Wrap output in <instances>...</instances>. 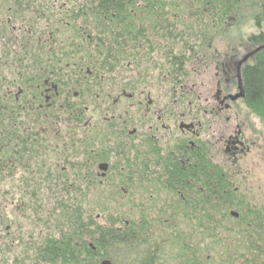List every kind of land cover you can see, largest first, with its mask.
<instances>
[{"label":"flooded vegetation","instance_id":"obj_1","mask_svg":"<svg viewBox=\"0 0 264 264\" xmlns=\"http://www.w3.org/2000/svg\"><path fill=\"white\" fill-rule=\"evenodd\" d=\"M44 1L0 5V264H116L109 236L132 227L139 262L157 264L148 252L204 191L199 176L218 170L237 189L248 157L264 161L240 95L254 56L216 45L235 19L213 0H188L193 25L170 0ZM80 199H132L139 217L100 225Z\"/></svg>","mask_w":264,"mask_h":264},{"label":"rangeland","instance_id":"obj_2","mask_svg":"<svg viewBox=\"0 0 264 264\" xmlns=\"http://www.w3.org/2000/svg\"><path fill=\"white\" fill-rule=\"evenodd\" d=\"M41 2L44 3L45 1L41 0ZM51 2L57 5H64L66 3L70 4L72 2H77V0H51ZM256 2L258 3V5L255 7L251 6L250 3L244 4L242 6V12L239 14L237 13V15L235 13H231V15L228 17L234 18L235 20H231V22H233V25H231L230 33L225 34L224 32L219 37V40L216 41V45L220 46L223 50H225L227 42H234V45H236V47L238 48V52H240L241 54L240 59L249 55L248 51L244 50V47L247 46L248 48H250L249 44L252 41L253 43L255 42L254 47H252L251 49L253 50V52L255 49L261 47L257 45L258 42L254 39L259 38L261 34H264V1L263 3L259 1ZM1 3H5V0H1L0 5ZM10 4H12V2L9 3V5ZM179 4L184 5V3ZM172 6H174L172 9L175 10L177 4H172ZM186 14L187 12L183 17L185 25H193V20H196L199 16V13L196 12L189 14V16L188 14ZM1 17L4 20L7 19L6 16L2 14V12L0 13V20ZM26 18L29 20L30 16L26 15ZM189 18L190 21L188 20ZM8 35L9 29L5 28L4 30L2 28V30L0 31V56H2L3 51L1 50L3 49V46L7 42L9 43V40L7 39ZM8 45H10V43ZM9 50H11L10 52L12 54L14 53V51H16L15 48L13 49L12 47H10ZM12 54L10 55V58L8 57L6 58V60H10ZM252 125H254L257 134H259L263 146L262 148H264V124L259 117L253 116ZM255 159L258 160V158ZM246 163V170H243L244 173L239 174V177L235 182L237 184L236 187L239 189L237 190L236 194H238L242 202L244 199L247 200L249 204L252 205V207H255V210L259 212V215L264 216V161L259 162V160H254L253 156H249ZM97 193L100 194L101 192L97 191ZM131 202L132 199H130L129 201H125L124 206L119 204L118 207L116 206L118 203L117 201H109L104 207V203L100 201L87 204L82 200L80 203H76V207L80 206L81 209H84L87 204L93 210L92 212L94 219L98 215H100V218L96 221V223L104 225L106 219H109L111 218V216H116L120 213L127 219H131L134 216L135 218H138L139 213L135 212V210L130 207L132 206ZM103 209L105 210V213ZM232 211L238 213L239 216L237 208L234 207L229 209L228 215ZM147 215L153 219L156 217L157 212L155 210H148ZM202 215V212H200L199 210L196 211V213L192 212L191 217L188 215H183L182 213L175 212V214L170 218L168 222L169 224L166 227L167 230H169V233L164 237V242L160 244V247L158 249L159 253L157 254L158 256L155 263L183 264V259L181 257L182 253L176 245L177 243L175 241L176 236L178 237V235L179 237L188 241L189 247L194 248L193 250L197 252V258L199 257L200 261H203V264H228V259L231 257L238 259V257H247L252 254L250 248L245 245V238H243L245 231L247 228H249V226L240 216L237 219L232 216L231 218L234 219L235 222L233 221V223L225 225L227 229H221L218 232L216 240H211L209 238L206 239L205 233H203L204 231L202 229H199L198 227L200 224L198 219L202 220ZM157 224L159 223L155 221V223H153L151 226ZM100 250L101 252H105L106 249L102 247Z\"/></svg>","mask_w":264,"mask_h":264},{"label":"trees","instance_id":"obj_3","mask_svg":"<svg viewBox=\"0 0 264 264\" xmlns=\"http://www.w3.org/2000/svg\"><path fill=\"white\" fill-rule=\"evenodd\" d=\"M91 8H97L96 4L100 0H88ZM112 1V0H104ZM121 1V0H119ZM187 0H170V4L184 3L179 5L176 9L171 11L175 13L180 11L181 13L195 11L194 8L188 5ZM192 1V0H189ZM197 1V0H194ZM208 1V0H207ZM259 1L263 3L264 0H213L210 6H215L218 10L216 14L219 20H227V17L231 13H241L242 6L244 4H251V6H257ZM199 7L202 5L199 4ZM204 6V5H203ZM262 9V7H261ZM211 12V10L209 11ZM186 14V15H187ZM255 41L261 43L260 46H264V34H261L259 38H255ZM243 90L245 93V105L248 106L250 111L259 117L264 124V49H261L254 55V59L243 70L242 76ZM228 174H223L217 170L216 174L208 173L202 174L197 179L201 181L200 185L203 186L204 191L202 193L196 192V194L190 197V200L186 203L185 209H182L183 215L191 217L192 212H202V220L198 221L199 229H202L205 233L206 239H214L218 235L221 229L226 230L225 225L233 223L230 213L228 211L231 208H237L239 216L248 224L249 228L246 229L244 237L245 245L250 248L251 255L237 258H229L228 264H264V216L259 215V212L252 207L247 200L241 201L237 193V189H233L227 184ZM213 186H216L214 188ZM190 196V195H189ZM201 206V207H200ZM235 222V221H234ZM177 234V233H176ZM126 235V236H125ZM139 233L132 227L125 230L123 233L112 232L109 236L110 243L113 244L112 251L114 260L116 258H122L116 260V264H146L152 263L149 259L141 261L138 256L142 255L143 250L137 239ZM176 245L182 253L183 264H203L200 258H197V252L194 248L189 247L188 241L176 236ZM159 245H154L153 250L149 251V247L144 251L145 254L158 252ZM156 248V249H155ZM145 249V248H144ZM155 249V250H154ZM249 250V249H248ZM149 251V252H148ZM148 252V253H147ZM116 254V256H115ZM134 259H132V258ZM207 263V262H206ZM208 264V263H207Z\"/></svg>","mask_w":264,"mask_h":264},{"label":"water","instance_id":"obj_4","mask_svg":"<svg viewBox=\"0 0 264 264\" xmlns=\"http://www.w3.org/2000/svg\"><path fill=\"white\" fill-rule=\"evenodd\" d=\"M261 49H264V46H261V47L255 49L253 53H250L248 56L244 57L243 62H244L246 59H248L249 57H253V56H254L257 52H259ZM240 95H241L242 97H245V93H244V90H243V89H242ZM230 215L233 216V217H235L236 219L239 218L238 213H236V212H233V211H232V212H230ZM100 264H112V263H111L109 260H104V261L100 262Z\"/></svg>","mask_w":264,"mask_h":264}]
</instances>
